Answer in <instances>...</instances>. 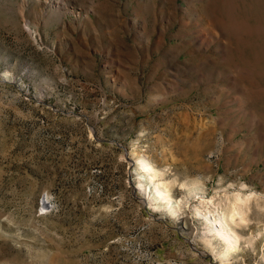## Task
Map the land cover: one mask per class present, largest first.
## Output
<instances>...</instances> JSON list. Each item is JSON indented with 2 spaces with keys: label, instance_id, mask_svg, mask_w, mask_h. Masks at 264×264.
I'll return each mask as SVG.
<instances>
[{
  "label": "rangeland",
  "instance_id": "obj_1",
  "mask_svg": "<svg viewBox=\"0 0 264 264\" xmlns=\"http://www.w3.org/2000/svg\"><path fill=\"white\" fill-rule=\"evenodd\" d=\"M0 264H264V0H0Z\"/></svg>",
  "mask_w": 264,
  "mask_h": 264
},
{
  "label": "bare ground",
  "instance_id": "obj_2",
  "mask_svg": "<svg viewBox=\"0 0 264 264\" xmlns=\"http://www.w3.org/2000/svg\"><path fill=\"white\" fill-rule=\"evenodd\" d=\"M142 168L144 172H147V179L148 183H150V191H154L155 196L160 199L162 202L168 203V206L173 207L174 204L172 203L173 198L169 192L167 182L160 177V174L157 170H155L148 162L142 161ZM166 185V188H165ZM243 194V193H242ZM240 192H236L233 195H228V199L230 201V206L226 207V211H224V220L226 222H234L235 224H239V218L243 219L246 207L249 206V201L251 200V195H242ZM43 200V199H42ZM50 201L48 204L47 202ZM205 203H208V200H205ZM42 207L49 208L52 205V202L48 197H45L42 201ZM51 203V204H50ZM211 209V208H210ZM210 216L205 214V218L210 226V231L213 234L220 236L224 241L234 250L235 240L236 237L229 231V225L226 222H223L221 217H217L213 210H209ZM245 214V213H244ZM214 217V218H213ZM215 225V227H214ZM233 228L231 227V230ZM232 234V235H231ZM237 235V234H236Z\"/></svg>",
  "mask_w": 264,
  "mask_h": 264
}]
</instances>
